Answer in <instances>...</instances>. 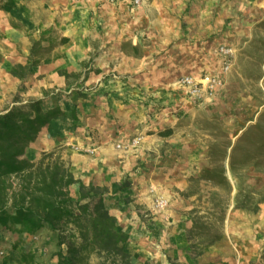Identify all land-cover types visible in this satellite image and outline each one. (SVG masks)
I'll return each instance as SVG.
<instances>
[{
    "label": "rangeland",
    "instance_id": "1",
    "mask_svg": "<svg viewBox=\"0 0 264 264\" xmlns=\"http://www.w3.org/2000/svg\"><path fill=\"white\" fill-rule=\"evenodd\" d=\"M4 1L0 0V51L3 56L10 50L23 53L22 48L16 47L6 36L4 29L9 23L13 25L12 21L21 24L18 28L30 38V48L33 39H39L35 58L61 55V46L67 40H64L59 26L47 23L51 20V12H38L32 19L37 27L31 29L7 13ZM28 1L50 8L48 3L56 4L58 0ZM59 1L61 5L67 2ZM135 6L140 7L141 4ZM60 11L57 6L54 12L57 19L60 18ZM92 16L93 13H90L88 40L91 49L79 62V70L65 74V87L68 86L70 92L67 93L65 87L62 91L56 86L47 92L58 93L59 101L70 107L73 118V110L76 109L74 126L83 123L85 134L92 140L91 145L96 146L94 152L86 151L93 160L96 161L97 151L100 150L98 140L102 134L113 135L116 132L118 135L113 138L114 141L139 136L141 142L136 148L142 149L141 156L154 163L162 159L168 160V165H175L176 162L170 160H180L191 169L187 175V186L178 189L177 193L186 203L182 208L187 215L183 218L186 222L183 226L186 242L182 243L179 236L165 239L159 229L154 228L151 232V227L146 228L143 223L141 226L130 223L126 244V249L131 252L129 264H213L212 260L201 258L204 252L195 256L191 251L188 230L193 225L194 214L202 215V221H208L215 227L222 224V240L230 215L232 220L229 224L234 226L236 220H242L245 231L251 222L245 213L255 211L244 208L246 212L232 216L238 179L236 174H245L250 185L264 192V185L253 184L249 177L250 171L264 168V0H148L142 13L133 14L131 23H126L132 24V31L123 37L121 29H118V34H112L107 26L95 28ZM119 26L126 28L120 23ZM35 31L45 32L38 37ZM221 43L235 48L234 63L225 73L228 74L226 90L219 88L212 98L194 96L184 88L180 90L176 86L180 76L198 75L203 68L204 71L214 72L221 69L222 64L215 52ZM62 70L66 69L62 68L59 72ZM101 71H106L102 72L103 79L116 80L114 83L117 86L112 88L109 82L110 88L106 89L99 85V81L86 82L91 74ZM110 89L118 94L112 97ZM81 97L86 103L83 109L90 115V123L93 121L91 124L79 116L77 101ZM233 145H236L234 150ZM50 150H54L53 157L60 153L62 159L72 164L62 146L47 151ZM116 153L111 149L107 155L111 157ZM42 156L45 155L42 153ZM193 158L195 160H191ZM146 160L142 162V158H138L125 171L122 182L129 184L130 171L139 169ZM222 163H225L226 174L234 184L232 191L218 186L213 179L203 177L206 168ZM111 189L110 207H124L127 213H130L129 206L131 210L141 208L139 215L146 225L154 221L150 208L137 204L130 196L120 198L118 189ZM152 196L155 203L156 197ZM255 196L258 199L261 195ZM208 236L211 235L198 233L195 239ZM11 237L18 239L16 235L8 236L0 232V264H6L2 256L15 253ZM52 238L51 232L44 230L37 237L24 239L22 246L39 249L44 253L43 258L51 260L55 251ZM187 251L194 258L187 259ZM260 256L264 258V247L260 249ZM87 264L110 262L105 256L96 255ZM221 264L228 262L222 260ZM252 264L262 263L255 259Z\"/></svg>",
    "mask_w": 264,
    "mask_h": 264
},
{
    "label": "crops",
    "instance_id": "2",
    "mask_svg": "<svg viewBox=\"0 0 264 264\" xmlns=\"http://www.w3.org/2000/svg\"><path fill=\"white\" fill-rule=\"evenodd\" d=\"M13 1L15 2L13 3ZM60 2L59 0L56 4L50 2V4L48 3L50 8H45L43 5L38 3H35L37 4L35 5L28 0L4 1L3 5L7 13L13 15L17 20L23 22L31 29L37 27V23L32 19L38 15V12L43 10H47L48 13L51 12V20L49 19L47 23L50 24L53 22L55 26H59L62 34L67 36L68 40L61 46L62 53L60 56L40 59L37 64L31 67L27 76L21 78L13 74L11 68L15 63L27 62L30 52V38L23 30L10 23L5 27L4 30L7 38L11 43H15L16 47L20 46L23 53L10 50L0 60V111L7 110L17 101L42 97L48 89L54 86L64 91V87L67 84V77L65 73H61L59 70L62 68L68 72L79 70V62L91 49L88 40V34L91 29L89 22L90 13H93L92 18L95 19V28L107 26L112 34H118L121 29L120 31L123 37V35L129 34L132 31V28H130L132 24H126L128 22L131 23L133 19L132 15L141 14L148 5V0H145L140 7L125 0L118 2H109L106 0H67L66 4L63 5ZM57 6L61 10L59 19L56 18L54 13ZM119 23L126 28L120 27ZM44 32L41 31V33H38L35 31L34 34L40 37ZM218 46L215 52L218 60L222 64L223 57L218 51ZM204 70L205 68L200 69L199 73ZM102 72L106 71L91 74L86 82L99 81V85L106 89L110 88V82L112 88L116 87L117 85L114 83L116 80L103 79ZM223 77L225 82L220 87V90H226L228 86V74L223 75ZM176 86L181 90L182 87L178 83V80ZM65 88V91L69 93L70 90L67 89L69 87L67 86ZM110 91H112L110 93L112 97L118 94L113 89H110ZM56 97L59 99L58 93ZM85 104L83 97L77 101L79 116L81 120L87 119V122L91 124L93 121L90 123V115L84 111ZM62 106L64 113L54 117L40 132L36 140L28 147V156L33 160H38L42 156L43 151L55 146H62L64 154L71 159L72 170L78 177H81L86 182L94 181L96 183L106 184L109 185L110 189L114 188L117 190L118 183L122 182L125 178V171H128L138 158H142V162L147 159L146 156H141V153L144 151L136 148L137 146L115 148L119 141H114L113 138H117L116 136L118 134L115 132L113 135H104L103 133L102 137L98 140L100 150L97 151L96 161L93 160L85 150V147L90 142L92 143V140L85 134L83 123L81 126H74L75 118L71 115L70 107L67 105ZM100 126L101 128L104 127L103 125ZM115 127L114 125V131ZM111 149L117 151V153L109 157L107 153ZM191 160L195 159L193 158ZM170 161L176 162V164L168 165L167 163L169 161L162 159L160 162L154 163L153 160L147 159L144 165L139 166V169L130 171V182L120 190L118 189L119 196L123 199L124 197L128 198L130 196L137 204L150 208L154 221L146 225L145 221L139 215V211L142 210L141 208L131 210L129 206L130 213H127L124 207L114 205L111 207V211L118 217L119 229L129 231L128 227H131L130 223H135L138 226H141L143 223L144 227H151L149 230L151 232L154 228L156 230L159 229L161 236L165 239H174L179 236L182 243L186 242L183 231V226L186 222L183 218L187 215L182 210V208H185L186 203L177 193L178 189H184L187 186V175L191 169L188 164L185 165V161ZM249 177L253 184L257 186L264 185V168H257L250 171ZM78 187L79 185L77 183L72 185L73 194L76 196L79 195ZM111 192H113L112 189ZM152 195L156 198L161 196L168 198L169 203L163 207L156 206L153 203ZM263 204L264 202H261L259 208L251 214L243 211L244 208L236 207L234 202L233 209H231L232 216L236 213L241 214L242 212H246L245 214L251 220L249 229L243 231L245 228L242 220H236L235 225L231 226L229 224V221L232 220L230 215L229 221L227 220L224 238L221 241L219 240L207 246L201 258L212 260L213 264H221L222 260L228 262V264H252L255 259L264 264V258L260 256V249L264 247ZM182 254L184 255V252ZM185 254L187 255V259L194 258L188 251ZM2 259L6 264H19L20 262V258L15 253L4 255ZM37 264L50 263L43 261Z\"/></svg>",
    "mask_w": 264,
    "mask_h": 264
},
{
    "label": "trees",
    "instance_id": "3",
    "mask_svg": "<svg viewBox=\"0 0 264 264\" xmlns=\"http://www.w3.org/2000/svg\"><path fill=\"white\" fill-rule=\"evenodd\" d=\"M12 23L21 27L16 21ZM63 38L68 40L67 36ZM38 42L39 39H33L27 62L15 63L11 68L13 74L24 78L40 61V57H34ZM2 56L0 51V60ZM61 72L69 74L67 70ZM63 113L64 108L56 94L48 92L42 97L17 101L7 110L0 111V232L18 236L17 240L11 237L10 242L20 258L19 264L43 261L87 264L96 255L105 256L110 264H129L131 252L126 249V244L130 234L118 228V217L110 207L109 185L84 181L60 153L53 157L54 150L43 151L45 156L38 160L27 154L28 147L47 124ZM73 116L77 118L76 109ZM232 148L234 150L236 145ZM203 177L233 190L234 184L226 174L225 163L206 168ZM236 177L235 206L258 209L264 202L263 190L250 185L243 173H237ZM75 183L79 185L78 196L72 190ZM126 184L118 183L117 188L120 190ZM256 194L261 196L257 199ZM202 218L195 213L193 225L188 230L191 251L195 256L223 237L222 224L215 227ZM44 230L51 232L53 237L51 244L55 251L51 260L43 258L44 253L39 249L22 246L24 239L37 237ZM198 233L212 237L196 240Z\"/></svg>",
    "mask_w": 264,
    "mask_h": 264
},
{
    "label": "built area",
    "instance_id": "4",
    "mask_svg": "<svg viewBox=\"0 0 264 264\" xmlns=\"http://www.w3.org/2000/svg\"><path fill=\"white\" fill-rule=\"evenodd\" d=\"M109 2H118L120 0H106ZM134 5H140L145 0H125ZM218 51L223 57L222 67L218 72H209L203 71L198 75L194 74H185L180 76L179 83L182 88L186 89L187 92H190L194 96H208L214 97L218 92L219 88L224 84L225 80L223 75L227 73L233 63L235 58V48L227 43H221L218 46ZM141 140L139 136H133L128 138L126 141L117 142V146L119 147H135L140 144ZM86 151L94 152L96 150V146L89 145L85 147ZM168 203V199L165 197L156 198V206L163 207Z\"/></svg>",
    "mask_w": 264,
    "mask_h": 264
}]
</instances>
